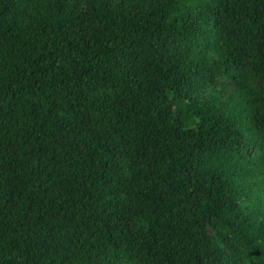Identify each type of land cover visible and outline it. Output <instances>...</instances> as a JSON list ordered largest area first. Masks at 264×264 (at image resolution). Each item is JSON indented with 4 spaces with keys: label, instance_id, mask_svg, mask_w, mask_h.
I'll return each mask as SVG.
<instances>
[{
    "label": "trees",
    "instance_id": "obj_1",
    "mask_svg": "<svg viewBox=\"0 0 264 264\" xmlns=\"http://www.w3.org/2000/svg\"><path fill=\"white\" fill-rule=\"evenodd\" d=\"M0 264H264V0H0Z\"/></svg>",
    "mask_w": 264,
    "mask_h": 264
}]
</instances>
